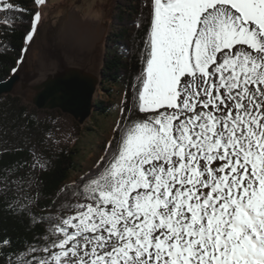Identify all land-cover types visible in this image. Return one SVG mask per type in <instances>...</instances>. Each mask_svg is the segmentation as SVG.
Wrapping results in <instances>:
<instances>
[{
    "label": "snow or ice",
    "instance_id": "obj_1",
    "mask_svg": "<svg viewBox=\"0 0 264 264\" xmlns=\"http://www.w3.org/2000/svg\"><path fill=\"white\" fill-rule=\"evenodd\" d=\"M144 6L132 102L47 216L13 208L45 226L20 264H264V0Z\"/></svg>",
    "mask_w": 264,
    "mask_h": 264
},
{
    "label": "trees",
    "instance_id": "obj_2",
    "mask_svg": "<svg viewBox=\"0 0 264 264\" xmlns=\"http://www.w3.org/2000/svg\"><path fill=\"white\" fill-rule=\"evenodd\" d=\"M15 3L14 10L3 11L0 16V81L19 62L25 36L31 31L36 14L35 0H15ZM146 17L144 0H114L99 85L109 99L94 101L95 114L108 115L113 110L115 103L110 98L115 85L122 91L120 108L125 93L131 104L133 86L143 65L141 49L147 31ZM46 113L47 116L39 117L37 108L18 95L0 96V242L11 241L3 252L19 250L22 256L27 245L35 242L45 228L33 216L13 208L27 202L32 212L47 216L58 190L72 173L81 172L77 161L79 148L56 147L52 143L56 117L53 111ZM33 161L37 165L35 170L31 167Z\"/></svg>",
    "mask_w": 264,
    "mask_h": 264
},
{
    "label": "rangeland",
    "instance_id": "obj_3",
    "mask_svg": "<svg viewBox=\"0 0 264 264\" xmlns=\"http://www.w3.org/2000/svg\"><path fill=\"white\" fill-rule=\"evenodd\" d=\"M113 5L114 0H43L40 4L36 3V13H40L41 19L35 24L36 31L33 33V40L28 42L25 39L23 48L24 50H28V52L30 50H39L44 53L50 51V49L59 51L60 53H64L67 49L75 50L80 54L90 57L89 59L93 66L88 67L90 70L97 72L104 50L105 36L110 28L109 18ZM2 13L3 11L0 10V16ZM70 19H80L86 24L87 28L91 29L94 38L88 44L89 46L72 45L63 39L62 28L65 22ZM23 59L21 57V60ZM42 79H35L32 83H38ZM18 95L25 103L32 104L30 101L33 95L32 92ZM121 98V88L115 85L110 98L115 103L113 110L108 115H97L95 112H92L91 116L83 124H79L71 114L62 112L58 108L37 109L39 117L47 116V111H53L56 121L50 139L56 147L66 145L79 148L77 161L80 163L81 172L72 173L68 182L92 167L99 156L102 155L104 146L110 136L113 121L118 118ZM97 99H109L99 88V85L95 92L94 101ZM75 124H78L77 128H75ZM22 260L23 255L18 258L17 264H20Z\"/></svg>",
    "mask_w": 264,
    "mask_h": 264
},
{
    "label": "water",
    "instance_id": "obj_4",
    "mask_svg": "<svg viewBox=\"0 0 264 264\" xmlns=\"http://www.w3.org/2000/svg\"><path fill=\"white\" fill-rule=\"evenodd\" d=\"M21 57L24 59L20 58V65L18 62L9 76L0 81V96L32 92L30 101L37 109L58 108L71 114L79 124H83L91 116L95 105V92L101 81L103 53L97 72L85 65L69 64L55 73L47 74L42 81L34 84L32 81L37 78L29 79L20 68L25 61L24 51ZM17 86L19 89L16 90Z\"/></svg>",
    "mask_w": 264,
    "mask_h": 264
},
{
    "label": "bare ground",
    "instance_id": "obj_5",
    "mask_svg": "<svg viewBox=\"0 0 264 264\" xmlns=\"http://www.w3.org/2000/svg\"><path fill=\"white\" fill-rule=\"evenodd\" d=\"M62 30L63 39L72 45L89 46L88 44L94 38L91 29L87 28L86 24L80 19L68 20L65 22ZM74 51L67 49L64 53H60L59 51L50 49V51L44 53L39 50H30L29 52L26 50L25 61L20 68L23 71V75L29 79H38L44 78L47 74L55 73L69 64L76 66L85 65L87 67L93 66L89 59L90 57ZM17 89H19V86H17Z\"/></svg>",
    "mask_w": 264,
    "mask_h": 264
}]
</instances>
